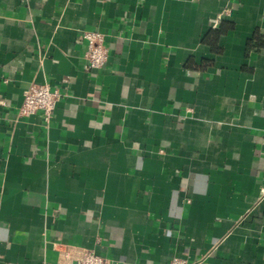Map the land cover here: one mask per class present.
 <instances>
[{
  "label": "crops",
  "instance_id": "0c3cea01",
  "mask_svg": "<svg viewBox=\"0 0 264 264\" xmlns=\"http://www.w3.org/2000/svg\"><path fill=\"white\" fill-rule=\"evenodd\" d=\"M32 83L49 121L18 114ZM61 244L264 264V0H0V264Z\"/></svg>",
  "mask_w": 264,
  "mask_h": 264
},
{
  "label": "built area",
  "instance_id": "2783aa9c",
  "mask_svg": "<svg viewBox=\"0 0 264 264\" xmlns=\"http://www.w3.org/2000/svg\"><path fill=\"white\" fill-rule=\"evenodd\" d=\"M82 37L87 43L84 54L87 68H102L109 54L104 34L99 31H85ZM61 97L62 94L58 90H52L47 84L32 83L23 91V100L18 114L27 117L41 112L45 120L49 121ZM57 264H111V262L87 248L61 244L58 248ZM170 264H187V262L174 257Z\"/></svg>",
  "mask_w": 264,
  "mask_h": 264
},
{
  "label": "trees",
  "instance_id": "16d2710c",
  "mask_svg": "<svg viewBox=\"0 0 264 264\" xmlns=\"http://www.w3.org/2000/svg\"><path fill=\"white\" fill-rule=\"evenodd\" d=\"M256 38H257L258 42L261 40L260 37H258V36Z\"/></svg>",
  "mask_w": 264,
  "mask_h": 264
}]
</instances>
